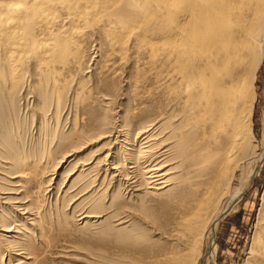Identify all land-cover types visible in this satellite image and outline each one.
<instances>
[{
    "label": "rangeland",
    "instance_id": "374dc122",
    "mask_svg": "<svg viewBox=\"0 0 264 264\" xmlns=\"http://www.w3.org/2000/svg\"><path fill=\"white\" fill-rule=\"evenodd\" d=\"M32 1L35 0H0V15L4 16L3 18L0 16L2 20H0V24L2 23V26L0 25V35L4 34L2 37L0 36V74L2 73L1 76H3H0V136L2 135L0 138L2 146H0V225L5 223V216L15 215L11 209L12 206H10L12 200L5 203L3 199L10 196L11 192H17L18 195L11 196L18 198L22 203L24 202L23 205L26 204L25 206L31 207L30 210L34 214L36 227L38 226L35 228V233L33 232L31 235V239H29L32 242L31 252L33 255L35 254L34 263L30 264H95L94 261L100 264L102 260L106 264H134V262L135 264H148V261L151 260L149 250L158 252L167 246L166 240L162 238H165L171 230H168L167 234L164 235V231L166 232L168 229L165 228L168 224L166 222L172 221L173 203L171 196L147 198L145 204H143L144 214L141 211L142 208H139L141 205L136 199L134 200V197L132 198L128 189H125L122 184L116 183H119L118 178L110 180L109 177L103 182L104 174L102 172L98 173V179L95 175L97 174L96 171L93 172L94 175H91L92 172L90 173V179L96 176V183L94 182L91 190L97 192L99 189L95 194L102 195L101 197L104 196L102 198L105 200L104 202L111 197V192L112 197H115L118 192L119 196L116 202L124 203L123 207L125 206V208L129 207L130 216L132 215L130 224L132 223L134 227L136 225L135 228L143 232L138 231V235L135 232V235H133L132 232L131 234L136 238H132L129 243V240H125L126 237L124 236L127 233L122 232V234L116 235L117 233L112 232L111 234L110 227H113V222L110 220H114V217L110 216L112 211L108 207L101 211V215H98L105 218V221L99 220V222H102L101 224L99 222L96 224L99 227L96 225H93L94 227H82L80 216L86 212L87 205L81 203L77 205V197L79 198L80 194L76 195L75 193L80 191V187L82 189L81 184L84 182V178H77V176L81 165L85 161L88 163V160L92 161L100 154L101 157L104 156L103 153L109 148L113 151V154H121L119 146L113 145L112 141L107 143L111 138L104 139V141H96V138H94L98 132L93 133V129L99 116H106L112 127L123 125L126 122L131 133L133 126L139 124L143 119L149 118L154 112H156L154 114H157L158 112L167 111L170 107L169 110L175 108L176 105L174 106L173 99L175 95L170 96L169 99H167V96L170 94V88L178 80L179 69L172 63V69L169 70L171 78L167 77L163 55L157 60H147V58L149 59V47H145L144 51L143 49H137L133 38H130L128 45L123 50L119 48V45L110 46L108 40L119 34V30L115 25L118 18H114L116 14L112 15L115 10L111 8L108 10V6L104 3V1L110 2L109 0H103V3L99 0L98 2L101 3L99 5L94 0H67V2L60 0L63 3L65 1L67 5L62 2L60 4L59 0H53V2H51L52 0L44 2L43 0H36L38 2L33 5L36 6L34 12L29 14L26 10L32 6L30 5ZM116 1L121 2V0ZM262 1L264 2V0H260V4L264 6ZM10 2L22 6V9H24L22 11L23 15L28 21L23 18V15L16 12L15 15L13 10L6 6ZM46 2H48L47 5ZM123 2L118 4L123 7ZM69 4L73 8L70 9ZM77 6H79V11L76 9ZM39 8L40 11H43V14H46H40L41 18L40 15L38 17L37 14H34L39 11ZM74 9L78 12L77 15ZM81 9L86 10V12ZM87 9L90 10L88 14ZM50 10H52V14ZM93 10H97L99 14H97L98 12L95 13L96 11L93 12ZM107 12L112 15V18L109 13L105 15ZM79 13L83 17L85 14L87 16L84 17L85 19L82 17L79 19ZM5 14L8 15V18ZM33 14L37 15L38 18ZM14 16H18V18L22 16V19L27 21L21 25L23 31L20 30L21 26L19 24L6 20ZM92 16L93 19L97 17L100 22L95 20L98 23L94 22L93 24V21H91ZM106 17L111 21H108ZM29 18L32 20L31 22ZM5 28L8 30L6 31ZM1 32L3 33L1 34ZM7 34H11V36H7ZM105 34L110 35L109 38ZM4 36L9 40H4ZM12 36L15 38L12 39ZM151 38H154L152 42H155L156 39H158L156 40L158 42L161 41L160 37L156 38L154 36ZM67 42L68 44L63 49L62 44ZM46 43L53 45L55 50L49 47L48 49L53 50H49L45 54L43 48ZM57 46L59 48L56 50ZM68 47H70L69 50ZM53 57H55V62L52 60ZM48 59L52 60V65L48 62ZM58 60L60 61L58 62ZM157 65L158 67H156ZM8 66L12 67V70L7 68ZM12 83H14V86ZM170 83L171 85H169ZM254 86L257 96L252 117L253 135L257 146L261 147L264 131V55L256 73ZM2 138L3 140H1ZM5 140L7 144L4 143ZM7 145L10 148L14 147L15 152L13 148L10 150ZM77 146L79 148H75ZM71 150L74 151L69 154ZM2 152L8 154V157L11 155V157H6ZM12 153L17 154V156H12ZM64 154H68L67 157ZM62 157L64 158L62 159ZM16 158L20 160L23 166L18 163L19 160L16 162ZM15 162L18 163V168L15 167ZM253 165L254 163L251 165V162L240 163L235 169L234 179H232L227 189V194L232 198L234 193L240 189L242 182H248L250 175L254 173L253 182L245 189L244 195H241L237 200L232 198L233 201L227 203L226 214L221 219L215 232L214 264H261L258 253L260 254V250L264 249V205L262 203L264 196V160L260 167L256 164ZM255 167L259 168V172H254ZM24 173L25 175L22 176ZM27 175H30L31 178L26 177ZM73 181L83 182L78 185L77 182L74 183ZM72 184H76L78 188L76 185L72 188ZM105 188L106 190H104ZM130 207L133 208L132 211H130ZM82 209L85 210L82 211ZM134 210H136L135 214H133ZM134 215H138L137 217L140 220ZM1 220L3 221L1 222ZM23 223L26 229L30 228L25 220ZM101 225L103 226L101 227ZM143 228H145L144 231ZM106 232L110 233L107 235ZM3 235L4 233L0 231V236ZM117 236L121 237H119L120 240ZM113 239H118L119 243ZM124 240L125 242H123ZM137 244L141 247H138ZM0 246L1 252L3 251L1 242ZM142 248L146 250H142ZM144 251L146 252L144 253ZM136 252H138V255ZM142 253H144V256H142ZM6 258L8 259L4 252L2 264H6Z\"/></svg>",
    "mask_w": 264,
    "mask_h": 264
},
{
    "label": "bare ground",
    "instance_id": "6f19581e",
    "mask_svg": "<svg viewBox=\"0 0 264 264\" xmlns=\"http://www.w3.org/2000/svg\"><path fill=\"white\" fill-rule=\"evenodd\" d=\"M44 1L46 0H43V2ZM65 1L67 2V0ZM95 1H97L96 3L99 5V0H94V2ZM101 1V3H103V0ZM109 1L110 2L104 1V3L108 6V10L109 8L115 10L112 15H117H115L114 18H118L115 25L118 27L119 31H117L119 34L108 40V44L110 46L119 45V48L123 50L128 45L130 38H133V42L136 44L137 49H143L144 51L145 47H149V59L147 58V60H157L163 55L164 67L167 69L166 74L169 78H171L169 70L172 69L171 64L174 63L175 67L179 69V77L172 88H170V94L167 96V99H169L170 96L172 97L175 95V97H173L175 103H172L176 106L169 110L170 107L165 112H158L157 114H154L156 113L154 112L149 118L143 119L139 124L133 126L131 133L128 130L129 126L126 122H124L123 125H116V127L113 126V128L106 116H99L95 121L96 125L93 129V133L98 132L95 134L94 138H96V141H104V139L111 138L107 143L112 141L113 145L115 144L119 146L121 154H113V151L109 148L103 153L104 156L101 157L100 154L96 158L94 157L95 159L92 161L88 160V163L85 161V163L81 165L77 178H84V182L79 181V183L83 182L81 184L82 189L80 187V191L75 194H80L79 198L76 196L78 199L77 205L81 203L82 205H87V208L86 212L80 216V220L82 221L80 223H82V227L87 228L94 227L93 225H96L100 219L105 221V218L98 215H101V211L108 207V209L112 211L110 216L114 217V220H110L113 222V224L111 223L113 227L110 224L111 234L112 232L117 233L116 235L119 233L122 234V232H124V234L127 233L124 235L126 237L125 240H129L130 243L132 238H136L133 235L138 231L141 232L139 229L135 228L137 227L136 225L134 227L132 223L130 224V217L132 215L130 216L128 210L129 207L125 208V206L123 207L124 203L116 202L119 196L118 192L115 197H112L111 192L110 196L112 199H110V197L104 202L105 200L102 199L104 196L101 197L102 195H96L99 189L97 192L91 190L94 182L96 183V176L98 179V173L102 172L104 174L103 182L109 177L110 180L118 178L117 181H119V183H116L122 184L125 189H128L132 198L134 197V200L136 199V201L142 206L139 208H142L141 211L144 214L145 210L143 211V204H145L147 198L171 196L173 203V208L171 210L173 212V215H171L172 221H165L168 223L165 228L168 229H164L166 230V232L164 231V235L167 234L168 230H171L165 238H162L166 240L167 246L158 252H151L152 250H149L151 260H149L150 262L147 260L148 264H214V238L217 227L223 216L226 214L230 201L237 200L241 195L243 196L244 192H246L245 189L251 184V182H253L252 180L254 178L253 173L250 175L248 182H242L240 189L234 193L232 200L227 194V189L231 184L232 179H234L233 175L235 169L240 163L246 162H251V165L254 163V165L256 164V166L260 167L264 160V131L262 136V146L258 147L253 135L252 121L257 96L254 81L264 55V6L263 4H260V0ZM122 1H124L123 7L118 4H121ZM36 2L38 1H32V4H30L32 6H29L30 8L26 10L29 14L34 12L33 10L36 6L33 5H36ZM51 2H53V0ZM58 2L60 3L62 1L59 0ZM47 3L48 2L45 4L47 5ZM262 3L264 2L262 1ZM16 4L17 3L14 4L13 2H10L6 6L11 8L14 13L16 12L23 15L24 13L22 11L24 9H22V6ZM23 4L25 5V3ZM56 5L54 6L56 7ZM65 5L67 4L65 3ZM65 5L64 7H66ZM69 5L70 9L73 8L71 4ZM78 7L79 6H77L76 9H78ZM38 10L39 11L34 13L37 14L38 17L40 14L46 15L43 14V11H40V8ZM79 10L80 9H78V11ZM51 11L52 10H50V12ZM82 11H84V9ZM94 11L97 13L100 10H93V12ZM74 12H76L75 14L77 15L78 12L76 10ZM84 12H86V10ZM88 12H90V10L87 11V14ZM108 13L109 12H107V14L105 13V15H108ZM87 14H85L84 17L87 16ZM97 14H99V12ZM95 15L93 16L95 17ZM112 15L110 16L111 18ZM79 16V19L81 17L85 19L80 13ZM93 16L91 21H93L94 24L98 19L97 17L93 19ZM3 17L4 16H1V18ZM75 17L77 18L78 16ZM108 17H106L107 20ZM23 18H25V16ZM48 18L50 19V17ZM25 19L27 20V18ZM25 19L23 20L22 16L20 18L14 16L13 18L6 20L12 21L21 26L26 21ZM86 20L85 22L88 23ZM31 21L32 20H30V22ZM108 21H111V19ZM98 22H100V20ZM14 23L13 26L15 27ZM0 25L2 26V23ZM21 29L22 26L20 30ZM2 33L3 32H1V34ZM11 34L9 35L11 36ZM9 35L7 34V36ZM13 36L12 39L15 38ZM106 36L109 38L110 35ZM154 36L156 38L160 37L162 42L156 41L158 39H156L155 42H152L154 38L151 37ZM5 39L9 40L6 37L4 40ZM67 44L68 42L62 44L63 49H65L64 47ZM49 47L55 50L53 45L46 43L43 48L45 54L51 50V48L48 49ZM58 48L59 47L57 46L56 50ZM69 48L70 47L67 49L69 50ZM54 58L55 57L50 59L54 61ZM50 59H48V62L51 64L52 60ZM59 61L60 60H58V62ZM156 67H158V65ZM7 68L10 67L8 66ZM3 72L5 71L3 70ZM12 84L14 86V83ZM169 85H171V83ZM1 137L2 135L0 138ZM3 138L1 140H3ZM4 143H6V140ZM12 148L14 151V147ZM12 148H10V150H12ZM75 148H79V146ZM72 151L74 150H71L69 154L73 153ZM4 154L6 155V153ZM7 155L6 157H8ZM13 155L14 157L17 156V154L12 153V156ZM65 155L67 157L68 154H64V156ZM9 157H11V155ZM17 158L16 162L19 160H17ZM63 158L64 157H62V159ZM18 163H20V160ZM18 163H16L15 167L19 166ZM258 169L259 168L255 167L254 172H259ZM94 171H96L95 173L97 174H95V178H93V176L92 179H90V173L92 172L91 175H94ZM24 175L25 173L22 176ZM30 175H27L26 177L30 179ZM76 182L80 185L78 181H75L74 183ZM75 185L76 184H72L71 187L73 188ZM114 185L117 186L116 184ZM104 190H106V188ZM11 195L15 196L18 194L17 192H11L10 196L3 199L5 203L12 200L10 206H12L11 209L15 215L9 214L10 217L5 216V223H1L0 225V231L4 233L3 236H0V242L1 245H3V251L0 252V263L2 264L4 261V252L8 257V259L6 258L7 261L5 260L6 264L34 263L35 254L33 255L31 252L32 242L29 240L31 239L33 232L35 233V228L38 227H36L34 214L30 210L31 207L29 208V206H25L26 204L23 205L24 202L22 203L18 198ZM73 196L71 197L76 199ZM128 198H130V196H128ZM262 203L264 205V196L262 198ZM83 210L85 209H82V211ZM132 210L133 208L130 211ZM135 211L136 210H134L133 214H135ZM109 217L108 220L110 219ZM149 218L152 220L151 217ZM21 219H24L25 223H27L30 228L26 229L23 223L24 220L22 221ZM137 219L140 220L138 217ZM2 221L3 220H1V222ZM101 223L102 222H99V224ZM103 223L105 224V222ZM153 224H155V222ZM103 225H101V227ZM155 226L157 225L155 224ZM138 227L140 228V226ZM144 230L145 228H143V231ZM132 232L133 235L131 234ZM145 232L147 233V231ZM109 233L110 232H108L107 235ZM118 239L113 240H116L119 243L120 239ZM125 240L123 242H125ZM133 241L137 242L135 240ZM137 245L138 247H141L139 244ZM143 248L142 250H146ZM145 252L146 251H144V253ZM137 253L138 252H136V254ZM144 253H142V256H144ZM258 256L260 263L264 264V249L260 250ZM94 262L95 264H99L96 261ZM100 264H106V262L104 263L102 260V263L100 262Z\"/></svg>",
    "mask_w": 264,
    "mask_h": 264
}]
</instances>
